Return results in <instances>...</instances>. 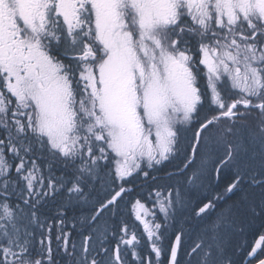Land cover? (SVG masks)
Listing matches in <instances>:
<instances>
[{"label": "rangeland", "instance_id": "rangeland-1", "mask_svg": "<svg viewBox=\"0 0 264 264\" xmlns=\"http://www.w3.org/2000/svg\"><path fill=\"white\" fill-rule=\"evenodd\" d=\"M259 162L264 0H0V264H169L178 235L175 264H257ZM170 163L136 202L129 178ZM236 190L239 229L210 200ZM45 200L54 223L36 215ZM251 210L253 224L238 218Z\"/></svg>", "mask_w": 264, "mask_h": 264}, {"label": "trees", "instance_id": "trees-1", "mask_svg": "<svg viewBox=\"0 0 264 264\" xmlns=\"http://www.w3.org/2000/svg\"><path fill=\"white\" fill-rule=\"evenodd\" d=\"M50 54H51L52 57L54 56L53 58L56 59V61L58 59H60V60L61 59L62 60L63 59H65V60H68V59L71 60L72 59V57H70L69 55L65 56V55L60 54L59 52H57L56 54H52V53H50ZM11 115H12V113L8 112L5 115V117L7 116L8 120H9ZM17 120L21 121L20 118H17ZM3 136L6 137L5 134H3ZM9 136H11L10 132H9ZM8 138H10V137H8ZM75 166L77 167V169H81L76 164H75ZM175 166H177V165L176 164L172 165L171 163L168 164L167 168H165V169H167V171L165 169H163L165 166H160V167L151 166L150 169H146V167H145L142 170H139L135 175H133L131 179L129 178V180H128V182L130 181L129 184L140 185V186H137L136 189H135V194L137 195L136 197H138V199H136L135 201L136 202L146 203L147 206L150 203H152L151 200H154L155 196H157V194H158L157 188L159 187V185H161L162 182L166 183V182H168V180L171 179L170 177H163V176L161 177V175L167 173L168 171H172ZM102 169L105 171L107 169V166L102 167ZM160 170L162 172L157 175L156 172L160 171ZM71 171L72 170H70L69 172H67L65 174L66 177H65L64 180H67V179H72L73 180L74 179V174ZM144 177H146V179L144 180L145 182L142 183V181H140L139 179L140 178H144ZM153 178H156V180L154 181ZM136 180L139 181V182H135ZM210 182H211V185L214 187V189H215V191L217 193L216 194L215 192H213V194H215L216 196L212 195V198H210L212 203L216 204V209L214 210V213H217V212H220V213L222 212V214L224 213L225 214L224 216L226 217L225 220H227V222L233 224L234 225L233 227H237V229H239V226L234 223L233 219H231V217H232L231 215L232 214H233V217L236 218L235 217L236 215H235L234 212L242 211L244 209V207H245L244 205L241 204V201H239V199L236 200L237 197H240L239 191L236 190L235 192H232V194H230L229 196H227L223 200L224 203L223 202L219 203L217 200L215 201V197H218L219 195L225 193V192H223V188H225L224 187L225 183L221 179L220 175H219V178H218L217 181H213V179L210 177ZM229 182H232V180L226 179V183H229ZM232 183H234V181ZM66 184H68V183H66ZM190 185H191V182H190ZM95 186H98V184L95 185ZM187 186L188 185L186 184V187ZM227 191H228V189H227ZM181 193L183 194V192H181ZM5 200L8 203H11V202L14 203V204L17 203V202L14 201V198H12V199L11 198H8V199L6 198ZM45 203H46V208L37 207L36 215H37L38 212H40L41 215L44 218L46 217L47 219H50V221H52L54 223L55 222L54 219L57 217V214L60 213V211H59L60 209L58 211H54L53 209H51L49 207L48 202L46 200H45ZM238 203L240 204V207H237ZM31 208H33V207L31 206ZM31 208H30V206L27 207L28 210H31ZM62 208H64V207L62 206ZM241 214H244V213L241 212ZM191 218L193 219L194 225L196 224V226H194V229L192 231H190L191 232L190 234H193L194 231H196V228H199L198 225H200V224H199V222L196 219H194L193 216ZM238 218L244 219L248 223L251 221L252 224H253L255 222V219H256L255 210H251V211L245 213L244 216L240 215ZM183 226H184V224H183ZM241 229H244V228L241 227ZM251 230H252L251 232L253 233V236L256 237L259 234L258 232H259L260 229L256 228V227H253ZM195 235H196V240H199L200 234H195ZM202 237H203V235H202ZM262 250H263V248H262ZM262 253L263 252L261 251V255L260 256L264 257V253L263 254Z\"/></svg>", "mask_w": 264, "mask_h": 264}, {"label": "water", "instance_id": "water-1", "mask_svg": "<svg viewBox=\"0 0 264 264\" xmlns=\"http://www.w3.org/2000/svg\"><path fill=\"white\" fill-rule=\"evenodd\" d=\"M125 189L122 188L119 191H117L110 199H108L103 205H101L98 208L97 214L100 213L103 209L115 204L123 195ZM209 206V204L207 203L202 209L201 211L207 209V207ZM179 235L174 239L173 245H172V249H171V253H170V259H169V264H175L176 258H177V253H178V246H179ZM263 237L258 238V240L256 241L254 247L252 248L248 258L246 261L253 259L257 252L259 251L260 247H261V243H262ZM257 264H264V260L258 262Z\"/></svg>", "mask_w": 264, "mask_h": 264}, {"label": "flooded vegetation", "instance_id": "flooded-vegetation-1", "mask_svg": "<svg viewBox=\"0 0 264 264\" xmlns=\"http://www.w3.org/2000/svg\"><path fill=\"white\" fill-rule=\"evenodd\" d=\"M243 1H245V2H247L248 0H243ZM88 14H89V12H88V10H86L85 12H84V17H88ZM183 13H181L180 15H177V23L176 24H173V26H174V28H176L178 25H181V22H182V20H181V15H182ZM82 21V20H81ZM181 26H179L178 28H180ZM172 30V29H171ZM181 31L180 30H178V31H176V38H180V37H182V35H181ZM169 38H170V40H172L173 41V37L172 36H169ZM159 41H160V39H159ZM177 43H178V40H177ZM207 64H209V65H211V63H207ZM238 70H240V69H238ZM198 77V74H197V72L196 71H194V79L196 80V78ZM197 90L199 91V93H201L202 94V96H203V98H204V102H203V107L205 106V104H206V95H207V93H205V91H204V89L201 87V86H197ZM248 105H250L249 103L247 104V106ZM236 106H237V104H236ZM235 108V107H234ZM197 113V112H196ZM258 164V166H260V167H264L263 166V164L262 163H257ZM259 175H258V177H257V179H256V181L255 182H253L252 184H251V186L252 187H254V189H256V190H261V191H263L264 192V170L263 171H261V172H259L258 173ZM46 253H48V250H47V248H46ZM47 255V254H46ZM41 257H44L45 258V255H41ZM47 261V260H46ZM45 261V262H46Z\"/></svg>", "mask_w": 264, "mask_h": 264}, {"label": "bare ground", "instance_id": "bare-ground-1", "mask_svg": "<svg viewBox=\"0 0 264 264\" xmlns=\"http://www.w3.org/2000/svg\"><path fill=\"white\" fill-rule=\"evenodd\" d=\"M223 164V163H222ZM208 210V209H207ZM204 212V211H203ZM200 215V214H199Z\"/></svg>", "mask_w": 264, "mask_h": 264}]
</instances>
